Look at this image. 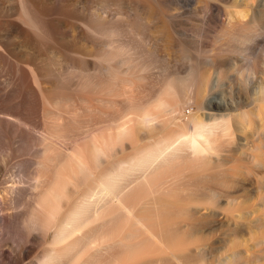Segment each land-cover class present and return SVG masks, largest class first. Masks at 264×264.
Instances as JSON below:
<instances>
[{"label": "bare ground", "instance_id": "obj_1", "mask_svg": "<svg viewBox=\"0 0 264 264\" xmlns=\"http://www.w3.org/2000/svg\"><path fill=\"white\" fill-rule=\"evenodd\" d=\"M103 20L87 0H0V264H132L207 218L249 214L244 187L258 189L264 167V8L227 13L236 45L206 51L208 69L161 72L147 98L126 87L158 60L136 61ZM75 39L97 52L72 53Z\"/></svg>", "mask_w": 264, "mask_h": 264}, {"label": "rangeland", "instance_id": "obj_2", "mask_svg": "<svg viewBox=\"0 0 264 264\" xmlns=\"http://www.w3.org/2000/svg\"><path fill=\"white\" fill-rule=\"evenodd\" d=\"M99 2L98 4L93 0H87V6L102 16L104 24H113L119 28L114 37L116 43L130 44L134 52L132 56L136 61L143 60L147 64L154 58L158 60L148 71L142 73L143 78L138 74L135 85L126 87L128 92L138 98H147L161 88V72L184 75L189 68L187 63L190 59L201 61L200 65L208 69L209 66L202 63L203 57L207 55L206 51L210 50L211 53L222 47V44L234 46L236 40L224 38L226 31L232 29L223 23L227 13L264 8V0H99ZM211 5L215 7L213 12H209L212 23H205L201 34L203 18L200 17L211 11ZM215 9H221V12L219 10L215 12ZM124 12L128 13L130 23L138 20L145 24L144 29L132 33L122 20L125 17ZM183 30H187L185 36ZM238 31L242 34L247 32L244 28ZM261 43L264 45V38H261ZM65 45L72 53L81 55L97 52L91 44L78 39L70 40ZM228 58L237 66L242 65V58L238 53L231 52ZM192 63L194 62H191V65ZM120 108L122 109V105ZM187 111L188 108L185 112ZM142 136L138 141L147 142V133ZM138 141H135V144ZM125 155L126 153L121 150L116 157L122 159ZM258 173L261 179L260 187H257L258 189L253 185L244 187L247 194L244 211H249V214L223 224L219 220L207 218L199 223L202 234L178 237L176 238L178 241L169 249L148 244L146 251L137 252L132 264H139L145 260L147 262L144 264H176L170 259L171 253H189L195 264L196 259H202V264H264V167H261ZM243 176L252 178L253 174ZM184 193L193 191L186 190ZM150 199H147V196L143 199L144 206ZM251 211L253 213H250ZM120 225L124 227L125 222ZM118 232L119 237H123L125 232L127 233V227L121 228ZM202 246L207 250L203 251ZM183 263L189 262L183 260Z\"/></svg>", "mask_w": 264, "mask_h": 264}]
</instances>
